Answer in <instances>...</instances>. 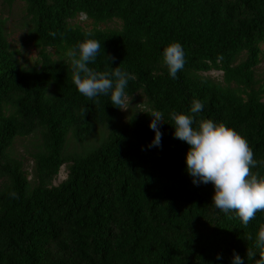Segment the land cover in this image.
<instances>
[{
    "label": "trees",
    "instance_id": "16d2710c",
    "mask_svg": "<svg viewBox=\"0 0 264 264\" xmlns=\"http://www.w3.org/2000/svg\"><path fill=\"white\" fill-rule=\"evenodd\" d=\"M22 1L33 62L20 60L0 20V264H231L234 252L255 264L248 249L264 257L256 244L264 210L245 225L214 207L213 185L186 171L188 145L169 115L201 99L199 116L246 136L252 171L264 175V80L255 70L264 0ZM79 14L91 28L71 22ZM111 20L118 26L98 27ZM88 33L102 43L91 67L130 73L126 97L141 106L127 116L73 82L67 50ZM170 41L185 50L176 79L161 56ZM155 109L168 122L159 125L162 146L148 147L146 111ZM28 136L29 170L12 150Z\"/></svg>",
    "mask_w": 264,
    "mask_h": 264
},
{
    "label": "clouds",
    "instance_id": "9594fccd",
    "mask_svg": "<svg viewBox=\"0 0 264 264\" xmlns=\"http://www.w3.org/2000/svg\"><path fill=\"white\" fill-rule=\"evenodd\" d=\"M55 35V33H53ZM102 43L91 33L67 50L71 58L74 84L88 98L107 94L113 105L122 107L127 96L130 73L126 68L114 67L110 71H98L90 66L95 61ZM162 60L168 74L176 79L185 66V50L180 41H170L162 49ZM204 102L194 98L189 111H172L169 115L174 126L173 134L188 145L185 168L196 185H213L212 203L225 213L234 211L243 224H248L257 211L264 210V175L253 172L258 161L246 136L234 127L199 114ZM149 127L154 135L148 147L162 146L163 133L160 124L167 121L161 110H148ZM168 122V121H167ZM16 196V192L11 193ZM256 244L264 247V230L258 232ZM247 258H255V264H264V257L256 258V252L247 250ZM218 260L222 257L218 254ZM231 264H245V258L234 252Z\"/></svg>",
    "mask_w": 264,
    "mask_h": 264
},
{
    "label": "rangeland",
    "instance_id": "374dc122",
    "mask_svg": "<svg viewBox=\"0 0 264 264\" xmlns=\"http://www.w3.org/2000/svg\"><path fill=\"white\" fill-rule=\"evenodd\" d=\"M24 3L22 0H14L11 4H8L6 0H0V20L2 21L6 38L9 41L11 47L20 50L19 58L24 63L33 62L37 56V51L27 41L26 27L24 25V17L22 15ZM71 22H77L84 28H91L92 22L85 18V15L79 14ZM119 21L111 20L104 23H99L98 27H117ZM261 59L256 65V75L261 80H264V43L261 44ZM206 73L211 75L220 74L219 71L210 70ZM137 95L132 98L126 97L125 103L122 105V114L127 116L133 110L136 111V107L141 106ZM33 140L31 137H19L14 140L12 150L15 154L23 159L24 166L26 169H30L32 160L29 156V152L32 150ZM65 176V167L62 166L54 180L58 183Z\"/></svg>",
    "mask_w": 264,
    "mask_h": 264
}]
</instances>
